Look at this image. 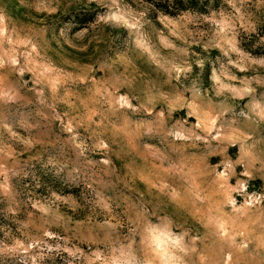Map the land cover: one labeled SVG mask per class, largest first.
<instances>
[{
	"label": "rangeland",
	"instance_id": "1",
	"mask_svg": "<svg viewBox=\"0 0 264 264\" xmlns=\"http://www.w3.org/2000/svg\"><path fill=\"white\" fill-rule=\"evenodd\" d=\"M0 264H264V0H0Z\"/></svg>",
	"mask_w": 264,
	"mask_h": 264
}]
</instances>
